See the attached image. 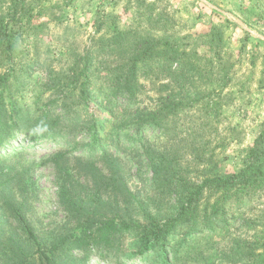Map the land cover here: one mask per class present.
I'll return each instance as SVG.
<instances>
[{
  "label": "rangeland",
  "instance_id": "374dc122",
  "mask_svg": "<svg viewBox=\"0 0 264 264\" xmlns=\"http://www.w3.org/2000/svg\"><path fill=\"white\" fill-rule=\"evenodd\" d=\"M1 26L18 58L0 53V118L14 125L0 144V207L20 213L0 208V264H248L227 256L263 230L264 191L228 203L227 228L178 222L166 248L142 236L179 206L153 156L178 151L183 177L200 182L264 148V0H0ZM121 32L126 44L153 39L156 58L132 69L130 56L103 50ZM93 44L89 82L72 90L70 69ZM132 77L135 99L122 86ZM156 112L158 125L139 128ZM84 120L113 142L109 157L93 129L74 125ZM112 220L114 232L101 229ZM65 239L50 263L40 254Z\"/></svg>",
  "mask_w": 264,
  "mask_h": 264
},
{
  "label": "trees",
  "instance_id": "16d2710c",
  "mask_svg": "<svg viewBox=\"0 0 264 264\" xmlns=\"http://www.w3.org/2000/svg\"><path fill=\"white\" fill-rule=\"evenodd\" d=\"M99 32L102 29H98ZM128 33L121 32L115 37L117 38L114 43L115 46H110L109 42L105 43L103 40H100L101 47H109V51H119L120 57H131L130 62L132 69L136 67L138 62L142 60H153L156 58V53L154 49V40L149 37L141 35V37L133 38L129 43H124L123 40H126ZM14 34L9 31V27L3 28L0 27V53L4 56L7 55L8 62L12 58H18L14 52L15 43L13 42ZM95 45L93 44L88 48L83 55L79 57V64L76 63L72 69V74L68 76L69 84L73 89H78L79 87L85 88L89 82V74L93 68L90 60L95 57ZM105 48L103 47V50ZM132 54V55H131ZM167 52L163 53L162 56H166ZM173 58V57H172ZM5 59V57H4ZM172 62L178 60L173 58ZM80 64H83L81 66ZM11 69H14L13 65ZM97 69V67H94ZM123 88L126 89L127 93L131 95L130 99H135L137 93L139 92L138 84L135 80V77L130 79L126 78L122 83ZM84 92V91H83ZM85 93H83L84 95ZM1 101V99H0ZM2 104V102H0ZM1 112V111H0ZM143 117V115H142ZM2 118V117H1ZM0 118V144H2L3 135L5 134L8 137L12 132H14V125L9 124L5 120ZM145 118V119H144ZM152 119L153 125H158V113L149 115V117H143V120L139 121V128H142L146 120ZM5 121V123H3ZM87 120H84L80 123H75L74 125H81L84 128H88ZM152 125V126H153ZM93 129V133L90 134V138L94 141L97 149L102 148L104 157H109L108 146L113 144L112 141L105 142L102 141L100 136L101 130L97 126L91 125L90 129ZM152 130V129H150ZM101 142V143H100ZM152 152L150 148L147 149V153ZM178 151H165L161 152L158 156H153L155 162V177L160 180L161 185L166 188L173 189L177 184L176 192L179 197V206L176 217L168 220L166 223L161 224L157 223L155 219H149L148 225L144 227L143 240L147 238H152L156 242V247H168V244L172 242L174 234H176L179 227H177L178 222L181 225L183 222L187 226H193L195 229L201 224L207 225L211 230V222L217 221L220 222L224 220V225L227 228L231 225L229 212L233 210V205L241 206L243 200L252 193L263 192L264 191V148L260 145V142L257 141L255 146L250 148L247 151L246 159L244 160V166L233 173H221L218 171H209L208 174H205L203 179L200 182L194 181L183 177V172L177 168V162L179 158ZM169 189V190H170ZM231 203L227 207V204ZM23 205L21 204V207ZM3 210L9 211L18 215L20 213L19 208L13 207L11 204H5V206L0 207ZM12 208V209H11ZM13 210V211H10ZM115 223V220L106 221L101 226V229L110 230ZM161 224V225H160ZM253 225V222L250 221L248 225ZM125 230L128 227L124 226ZM114 232L113 229H111ZM120 233L121 230H117ZM31 238L35 241L36 245L39 246L37 239L32 236ZM112 237V234L108 233ZM67 242V239L62 240L60 243L51 246L47 251L40 250V254L51 262L48 254H53L58 251L60 246H63ZM148 249H143L141 254L143 255ZM240 256L247 258L248 264H264V226L263 230L257 234L255 240H253L248 246H240L236 253H231L227 256L232 260L234 257L238 258Z\"/></svg>",
  "mask_w": 264,
  "mask_h": 264
}]
</instances>
